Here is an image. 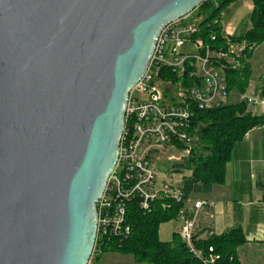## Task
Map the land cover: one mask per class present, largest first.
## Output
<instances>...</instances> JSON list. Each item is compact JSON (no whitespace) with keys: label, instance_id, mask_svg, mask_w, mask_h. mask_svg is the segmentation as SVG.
Here are the masks:
<instances>
[{"label":"water","instance_id":"obj_1","mask_svg":"<svg viewBox=\"0 0 264 264\" xmlns=\"http://www.w3.org/2000/svg\"><path fill=\"white\" fill-rule=\"evenodd\" d=\"M207 0H0V264H88L129 91Z\"/></svg>","mask_w":264,"mask_h":264},{"label":"built area","instance_id":"obj_2","mask_svg":"<svg viewBox=\"0 0 264 264\" xmlns=\"http://www.w3.org/2000/svg\"><path fill=\"white\" fill-rule=\"evenodd\" d=\"M208 16L196 8L167 24L158 36L147 72L129 91L120 153L97 204V237L88 264L94 263L101 246L110 240L131 236L127 207L132 201L145 213H151L157 202L167 207V200L185 201L178 219L173 220L178 224L175 232L203 264L220 259L213 248L205 255L196 246L197 240L214 235L201 225L202 212L212 202L193 195L185 198L184 183L192 175L178 174L186 169L196 146L193 116L196 110L235 101H246L254 108L264 106V95L250 84L243 93L230 89L227 73L244 67L247 44L231 41L233 35L224 31L228 47H212L203 30ZM214 24L222 25V20L216 18ZM208 36L216 40L214 32ZM248 137L249 132L244 139Z\"/></svg>","mask_w":264,"mask_h":264},{"label":"trees","instance_id":"obj_3","mask_svg":"<svg viewBox=\"0 0 264 264\" xmlns=\"http://www.w3.org/2000/svg\"><path fill=\"white\" fill-rule=\"evenodd\" d=\"M239 0H207L197 9L209 15L203 23L204 37L212 47H228L224 28L214 24V19L222 20L223 11ZM253 11L250 17L251 27L242 36H231L230 40L245 41V65L242 69L227 73L229 87L238 93L248 89L251 78L252 58L257 46L264 42V0H252ZM210 32L216 34L212 41ZM261 94L264 95V78ZM246 101H235L223 107L196 110L192 120V132L198 137V145L186 163V169L193 175L184 183L185 198L190 195L203 196L210 193L215 185L225 183L227 164L232 157L235 145L242 140L247 132L264 125V115H252L247 112ZM167 207L157 202L151 213L142 211L137 202H130L127 207L128 221L133 226V232L128 239L114 238L108 244L101 246V255L107 252L131 254L139 262L151 264H203L195 257L183 242L178 233L174 232L170 241H162L159 228L162 224L177 220L179 212L185 207V201L167 200ZM246 243V237L240 227L229 229L220 235H212L197 240L196 246L204 252L220 255L215 264H240L237 249ZM100 255V256H101ZM97 256L93 264H97Z\"/></svg>","mask_w":264,"mask_h":264},{"label":"crops","instance_id":"obj_4","mask_svg":"<svg viewBox=\"0 0 264 264\" xmlns=\"http://www.w3.org/2000/svg\"><path fill=\"white\" fill-rule=\"evenodd\" d=\"M252 11V0L240 5L227 21L222 18L224 31L234 36L244 35L251 27L250 21L248 25L246 19ZM249 63L250 85L261 92L264 43L256 48ZM255 111L257 115H264V106L256 107ZM255 132L258 133L253 134ZM239 145L238 153L233 154L227 164L228 177L225 183L215 185L210 193L203 196L212 205L202 212L201 225L213 230L215 235L240 227L246 237V243L237 249L240 264H264V161L262 163L256 155L260 149L264 150V125L249 131V137ZM115 253L120 254H105ZM105 254L100 256L97 264H100Z\"/></svg>","mask_w":264,"mask_h":264},{"label":"rangeland","instance_id":"obj_5","mask_svg":"<svg viewBox=\"0 0 264 264\" xmlns=\"http://www.w3.org/2000/svg\"><path fill=\"white\" fill-rule=\"evenodd\" d=\"M246 1L248 0H239L238 2H236L235 4L231 5L229 8H226L223 13H222V18L225 19V21H227L230 17V14L236 13L237 9L240 5H243ZM250 1V0H249ZM250 17L251 14L249 13L246 19V23L249 25V21H250ZM251 24V23H250ZM264 43V42H263ZM261 45V44H260ZM258 47V46H257ZM256 47V48H257ZM255 48V50H256ZM254 50V52H255ZM254 54V53H253ZM264 78V77H263ZM263 80V79H262ZM250 84V83H249ZM263 84V83H262ZM252 87V85H251ZM237 97H235L236 99ZM256 107H251L248 105L247 107V112L251 113L252 115H257L255 112ZM259 116V115H258ZM258 132H255L253 134H256ZM245 140V139H244ZM243 140V141H244ZM240 143V142H239ZM239 143H237L232 151V155L235 153H238V150L240 148ZM198 145V138L196 141V146ZM195 146V147H196ZM256 155H258V160H260L262 163L264 161V150L262 151L261 149L256 152ZM167 164H165V166H161V169L163 170L164 167H166ZM179 175L182 176H189L190 174L193 175V169L191 170V172L187 169H180V172H178ZM226 177L227 176V169H226ZM225 177V180H226ZM204 196V195H203ZM203 196H199V195H193L194 198H204ZM178 227V224L174 221H170L167 223H164L160 226L159 228V236L160 239L162 241H170L173 238V234L175 232V229ZM109 253V252H107ZM116 256V257H114ZM100 264H151L148 262H139L135 259V257L131 254H124V253H120V254H114V255H110V254H105L100 262Z\"/></svg>","mask_w":264,"mask_h":264}]
</instances>
